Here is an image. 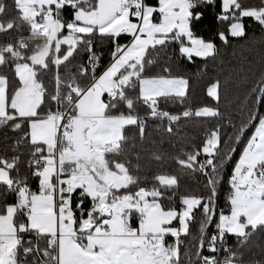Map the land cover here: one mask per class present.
Segmentation results:
<instances>
[{
	"label": "snow or ice",
	"instance_id": "1",
	"mask_svg": "<svg viewBox=\"0 0 264 264\" xmlns=\"http://www.w3.org/2000/svg\"><path fill=\"white\" fill-rule=\"evenodd\" d=\"M216 4L0 0V129L14 134L0 140V264H247L242 249L264 229V59L251 83V63L236 75L231 111L220 78L207 88L214 106L169 110L190 92L170 44L189 62L215 61L216 39L245 38L247 18L264 29V0H219L223 27L198 35L202 9ZM191 118L220 123L189 143L179 125ZM233 160L228 211L210 232ZM185 175L203 177L205 191L180 195L178 210Z\"/></svg>",
	"mask_w": 264,
	"mask_h": 264
},
{
	"label": "trees",
	"instance_id": "2",
	"mask_svg": "<svg viewBox=\"0 0 264 264\" xmlns=\"http://www.w3.org/2000/svg\"><path fill=\"white\" fill-rule=\"evenodd\" d=\"M151 3H155L156 0H150ZM254 2V0H252ZM219 0L217 4L212 7H206L202 9L204 11L203 18L196 23L194 31L204 38H214L217 30L223 27L215 17L219 12ZM70 9L65 10V15L70 13ZM248 26V35L243 39L234 38L230 41V46H221V42L216 39L218 47H220V53L216 60L205 58L193 57L192 61L189 62L186 58L179 55L178 45L176 43L170 44L164 51L167 57L171 59L173 65L174 74L178 73L190 81V92L187 101L184 106L170 105L169 110L181 111L183 107L191 106L193 109L204 105L214 106L215 102L207 96L206 88L216 78H220L222 82H230L228 86L224 88V102L221 103L222 109L231 111V104L229 101H235V98L241 95V91L238 87L241 81L236 80V75L245 71L246 66L251 63L252 72L246 77L251 83L256 76L257 71L261 67L262 59H264V29L254 23L250 18L245 20ZM128 37L121 38V43L126 42ZM97 49L101 52V67L107 64L110 59V46L109 42L101 41L97 44ZM235 53V55H233ZM260 111L264 113V104L258 106ZM206 123H220L219 120L207 121L204 118H191L181 122L179 127L183 129V135L188 138L189 143H193L199 139L202 134V127ZM228 131V130H226ZM249 133V132H248ZM7 135L9 137L14 134L8 129H0V140ZM13 141H8V146ZM0 147L5 145L0 144ZM164 149H168V144L165 143ZM26 151V150H25ZM175 152H169L168 155H176ZM237 155V154H236ZM229 162L224 169V179L218 185L217 193V205L218 210H228L227 197L230 193V186L228 183L229 171L232 165ZM172 169H175V165H170ZM35 187L36 182H32ZM203 177L198 175H185L182 176L180 181V187L176 193L177 198L173 201L179 210V199L180 195L186 192H195L197 194L204 192ZM11 199V197L9 198ZM214 217V222H215ZM213 222V223H214ZM176 224V222H174ZM198 224L193 223L191 230L196 232ZM212 229V224L209 225V231ZM228 246L235 247L236 238L232 234L226 236ZM243 259L247 264H255V262L264 260V229H259L249 240V242L242 249ZM204 254H208L205 250Z\"/></svg>",
	"mask_w": 264,
	"mask_h": 264
},
{
	"label": "crops",
	"instance_id": "3",
	"mask_svg": "<svg viewBox=\"0 0 264 264\" xmlns=\"http://www.w3.org/2000/svg\"><path fill=\"white\" fill-rule=\"evenodd\" d=\"M125 43V42H124ZM108 63V62H107ZM211 84V83H210ZM210 84L208 85V86H210ZM208 86H207V88H208ZM207 88H206V92H207ZM251 134V131H249V133H248V135H250ZM235 159H238V153H237V155H236V157H235ZM234 163H235V160H233V163H232V165H231V168H230V171H229V176H228V181H229V177H230V175H231V170H232V167L234 166ZM229 183V182H228ZM229 186H230V184H229ZM230 191H231V189H230ZM228 211V210H227ZM227 211H225V212H227ZM219 212V211H218ZM218 212H217V217L215 218V222H216V220L218 219ZM174 225H176V226H178V222H176V224H174ZM172 238V237H171Z\"/></svg>",
	"mask_w": 264,
	"mask_h": 264
},
{
	"label": "built area",
	"instance_id": "4",
	"mask_svg": "<svg viewBox=\"0 0 264 264\" xmlns=\"http://www.w3.org/2000/svg\"><path fill=\"white\" fill-rule=\"evenodd\" d=\"M105 98H107L106 97V94H105ZM216 231V229H215V222L212 224V229H211V231L210 232H215ZM168 239H169V241H171L173 238H171V237H168ZM225 243H226V245L228 246V243H227V241H226V238H225ZM207 255V254H206Z\"/></svg>",
	"mask_w": 264,
	"mask_h": 264
}]
</instances>
